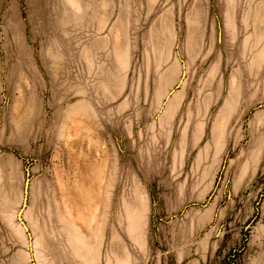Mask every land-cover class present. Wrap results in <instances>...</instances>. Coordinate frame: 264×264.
<instances>
[{"label":"rangeland","instance_id":"obj_1","mask_svg":"<svg viewBox=\"0 0 264 264\" xmlns=\"http://www.w3.org/2000/svg\"><path fill=\"white\" fill-rule=\"evenodd\" d=\"M0 264H264V0H0Z\"/></svg>","mask_w":264,"mask_h":264},{"label":"water","instance_id":"obj_2","mask_svg":"<svg viewBox=\"0 0 264 264\" xmlns=\"http://www.w3.org/2000/svg\"><path fill=\"white\" fill-rule=\"evenodd\" d=\"M171 95V94H170ZM170 95L168 96V98L170 97ZM24 194H25V200H24V208L26 207V204H27V196H28V185L26 184L25 186V189H24ZM24 208L19 212L18 214V217L20 219V221H22V215H23V212H24Z\"/></svg>","mask_w":264,"mask_h":264}]
</instances>
